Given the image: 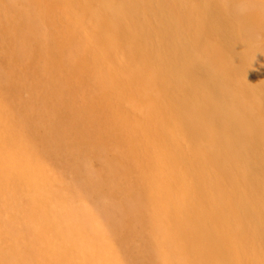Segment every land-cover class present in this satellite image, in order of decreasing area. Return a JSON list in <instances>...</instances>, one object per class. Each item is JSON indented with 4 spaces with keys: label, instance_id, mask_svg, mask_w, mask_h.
Returning <instances> with one entry per match:
<instances>
[{
    "label": "bare ground",
    "instance_id": "1",
    "mask_svg": "<svg viewBox=\"0 0 264 264\" xmlns=\"http://www.w3.org/2000/svg\"><path fill=\"white\" fill-rule=\"evenodd\" d=\"M75 1L93 14L96 8L99 17L70 14ZM53 2L69 13L60 9L59 19L45 15L42 25L37 21L42 31L35 18L23 21L26 36L36 40L38 53L56 72L57 85L68 96L75 88L93 95L98 84L109 82L123 93L114 102L86 101L80 107L69 99L56 101L48 121L27 106L16 109L1 95L0 123L12 134L10 140L0 135V155L23 151L13 143L20 138L3 115L8 110L42 143L55 140L54 148L69 157L74 172L83 167L72 158L74 147L91 145L99 170L82 172L81 182L62 185L67 198L52 199L53 192L39 193L38 183L45 181L39 170L0 158V264H72L61 244L74 241V234L97 242L96 249L83 250L80 264L103 262L110 246L112 264H170L187 257L205 264H264V0ZM83 20L91 28L88 38L78 33ZM7 62L14 64V57L8 55ZM8 82L11 92L19 85L16 77ZM70 120L84 128H78L77 141L62 142L60 133H67ZM151 147L157 149L154 155ZM117 177L129 179L128 186L113 184ZM102 181L109 184L107 193L124 195L113 208L108 202L88 206L84 197H99ZM18 184L34 190L24 198L26 208L18 203ZM101 212L121 214L122 233L112 217L102 220ZM85 216L95 223L82 220ZM132 237L142 243H130Z\"/></svg>",
    "mask_w": 264,
    "mask_h": 264
},
{
    "label": "rangeland",
    "instance_id": "2",
    "mask_svg": "<svg viewBox=\"0 0 264 264\" xmlns=\"http://www.w3.org/2000/svg\"><path fill=\"white\" fill-rule=\"evenodd\" d=\"M7 2H8V4H7ZM51 3H54L53 0H24V1L23 0H10V1L0 0V75H1L0 76V83L3 85V88L0 89V100H1L2 96H5L6 102H8V104L15 105L16 109L23 111L24 106L25 107L27 106L29 111H33V112H35V114L37 112L42 113L44 115V118H46V120L48 121V118L52 116V114H51L52 109H53L52 107H54L53 104H55L56 101H60V100L67 101V99H69L68 102H71L73 104V105H71L72 107H80V105L83 106L82 105L83 102H86V101L89 102L90 105H95V104H98V102H100V101H101L100 103H103V102L106 103L108 101L114 102L115 100L120 99L123 92L121 90V93H119L120 90H118V89H120L121 87H119V85H115L114 83L112 84L110 82H109V84H104V87L102 86V84H98V86L100 87L99 88L100 90L96 89V91L94 92L97 95L96 94L94 95V93H93V95L90 93H88V94L83 93V91L76 92V91H78V88H75L74 89L75 92L73 91V92H71V94L69 93V96H68V94L65 90V87L63 88L62 85H59V86L57 85L58 81L56 82V80H57L58 76L56 77V72L48 67L49 65L47 64L45 58L42 55L40 56V54L38 53L39 48H37V46H36V40H34L33 38H28V36H26V34H25L26 28L24 26L25 19L28 21L31 17L33 18V20L35 18V20H36L35 23L37 25V23H38L37 21H40L39 22V24H40L41 19L44 20L47 17L45 15H47V14H48V16L57 15V18L59 19L60 15H61L60 9L62 10V13L65 11L64 9H66V10L68 9V8H65L63 5L58 7V5H56L55 3L54 4H51ZM45 4H46V6H45ZM77 4L78 3L76 2L74 4L75 5L74 7L72 5L68 9L69 12L73 11V13L70 12V14L78 15V17H82L83 19H85L86 15L87 16L89 15L88 17H86L89 19H92L94 17H97V18L99 17L98 16V15H100L99 11L96 8H95V11H97V12H96V14H93L92 12H88L85 9L79 8V6H77ZM42 6H43V8H42ZM68 10H67V14L69 13ZM80 11H81V13H80ZM87 13H89V14H87ZM150 13H151L150 11H146V16L150 15ZM85 20H83L84 24L79 25V27H78L79 35L80 34L82 35V36L80 35L81 38H88V37L92 36L91 28L89 26L87 27L89 21L88 20L85 21ZM39 24L37 25V29L42 31L43 28L41 29ZM41 25H42V23H41ZM262 41L264 42V36L262 37ZM124 46H122V47H124L122 50H124L125 48L127 49L126 45H124ZM23 49H25L27 53H30L33 55L35 54L36 58L26 59L25 58L26 56H24V53H22ZM126 49L124 51H126ZM127 53H128V51H127ZM8 55H11L14 57V64H8L9 63V62H7ZM31 60H33V63H31V65H28V63H30ZM136 61L138 63L141 62V60L139 58H137ZM38 66H40L41 69H42L41 66H43L45 68L47 76L43 77L40 74L41 71H39L40 69L38 68ZM47 67H48V69H47ZM8 76L10 78L16 77L19 80V85L16 89H14L13 92H11L9 90V88L7 87V85L10 82V81L8 82V78H9ZM52 81H54L55 83L53 84ZM114 85L116 86V88ZM107 86H109V87H107ZM111 86H114V87H111ZM56 88L58 91L56 90ZM103 88H105L104 89L105 91H102ZM113 88H115L116 90ZM132 90H133V92H131V93H134L135 96H137L139 93L137 88H133ZM113 91L115 93L108 96L109 94L113 93ZM100 92H102L101 94L103 96L100 95ZM111 99H113L114 101ZM92 101L94 102V104ZM126 101L127 102L130 101L129 96H127ZM131 101L135 102L136 100L132 99ZM32 108H33V110H32ZM3 115H5L8 118V120L13 125H15V127H17V128H13V129L19 135L20 141L14 139L13 143L17 142L15 145L19 146L23 151L14 152V156L11 155L13 158L10 157L9 155H0V158H2L3 160H14V158H15L18 161H25V162H28L33 167V169L39 170L41 172V174L45 177V181H42L40 184L38 183L39 193H41V194L45 193V195H48L49 194L48 192L50 191L51 193L53 192V194L50 195L52 199H55V197H58V196H60L62 199L67 198V196L64 193L62 194V192H63L62 185L66 186V187H68V186L70 187L71 183H74L73 181H71L72 179H77V181L79 180L81 182L82 180L80 179L79 176H83L82 172L84 173L86 171L85 173H87L88 169L94 170V171L99 170V165L97 164L98 162H96V160H95L96 157L92 156L91 145H88L85 143V144L78 145L77 147H74L75 149H73V151H75V152L72 155V158L74 157L73 159L80 160V162L83 166V167H81V170L74 172L70 168V166L68 165L69 157L68 156L65 157V153H62V152L59 155V150H56L54 148L55 140H53L50 137L49 138L50 143H48V142L42 143L41 140L38 138L37 134L33 135V134L29 133L26 130V128H21L20 120L17 117V115L9 114L8 110H4ZM67 123H69V124L65 125L66 129H67V131H66L67 133H64V134L60 133V139L59 140L62 142L74 140V137H76V134L78 133V131L81 130L78 128L79 127L84 128V126L80 125L79 120H77L76 123H73L71 120L68 121ZM74 124H75V126H74ZM70 126H71V128H69ZM138 129L139 128H137V130ZM172 129H176V128H172ZM42 131L43 130L40 127L38 129V133L41 134ZM0 133H3V134H0L2 136L4 134H8L7 139L8 140L11 139L10 136L12 133H10V131H8V128H3L1 123H0ZM74 141H77V139H75ZM45 144H47V145H45ZM49 147L50 148L52 147V151L48 150ZM156 151H157L156 148L151 147L149 153L151 152V154L154 155L156 153ZM108 153H109V155H111V152L109 150H108ZM39 154H40V156H39ZM82 168H85V169H82ZM58 179H59V181H58ZM3 180H4L5 184H7V181L4 178H3ZM127 180H129V179H127ZM127 180L124 179L125 182H123V178L117 177L115 180H113V184H119V185L122 184V186L126 187V186H128V183H129ZM117 181L119 183H117ZM4 182L2 181V183H4ZM105 183L106 182H104V181L100 182V184H101L100 189H98L99 190V193H98L99 197H95L92 194L89 195L88 193H86V194L84 193V195H85L84 197H86L88 200L87 201L88 206H104V204L108 202V203L112 204V205L111 204H108V205L113 208L116 206V205H114L115 204L114 202L117 201L116 199L123 198L124 195L119 194L118 192L115 193V196L107 193V187L109 186V184H107V183L105 184ZM25 186L26 185H19V184H18V186H16V191L19 192V193H17L20 197L19 200L22 201L20 203L18 200V203L21 204V206L24 208H26L27 204L29 203L28 201H26L27 204H24L23 203V202H25L24 198H27L26 195L33 196V191H34L33 189H28L27 186L26 187ZM74 186L81 187L80 184H74ZM23 190L26 194H24ZM2 192H0V199L3 198L4 193H2ZM18 195H15L14 197H16ZM22 195H24L25 197ZM53 195H55V196L53 197ZM47 198L48 197H46V201H47ZM10 199H12V198H10ZM14 200H15V198H14ZM73 202L78 203L79 201L77 199H74ZM101 202H103V203H101ZM97 203H98V205H97ZM106 214L107 213L103 214V212H101V216H102L101 219L106 220V221H110L108 219L110 217H112L111 221H113L116 224V227L118 226L116 228L118 233H122L123 229L121 228V226L119 224L122 223V220L124 217H122L121 214L116 213V212L115 213L111 212V214H109L110 217H106ZM152 214H155L154 209H153ZM84 218L85 219L82 218V220H86V221H88V223L89 222L91 224L95 223L93 220V217L85 216ZM116 218H119L120 220L116 219ZM137 218H138V216H137ZM114 219H116L117 221ZM53 224H55V223H53ZM135 227L137 229H139V224H138L136 219H135ZM58 230L60 232H63L64 234L67 233V231H65V230H61V229H58ZM142 231L144 233H147L146 230H142ZM70 234L71 233L68 232L65 235H70ZM71 235H73V234H71ZM73 236H74L75 240L73 241V239L71 238L72 240L70 239L71 243L68 244L69 246L65 245V244H61V246H62V249L67 253L68 257L73 262L72 264H75L76 262H78L80 264L81 260H85L84 257H86L85 254L83 253V250H85L86 247L88 250L96 249L94 245L97 242L94 238H90V237L89 238H83V237L78 238L77 235H75V234ZM130 240H131L130 243L135 244V245H138L140 242V240H138L135 237L130 238ZM87 243H89V244H87ZM140 243H142V242H140ZM68 247H70L69 248L70 250L68 249ZM112 249H113V247L110 246L108 248V250L106 251L107 253L105 254V256L102 257L103 262L102 261H101V263L97 262V264H107V263L112 264V263H110L111 258L109 256V255H111L109 253L112 251ZM135 251H137V248H135ZM187 256H190V255H187ZM154 257L157 258L159 256L154 255ZM229 261L232 262V261H234V259H230ZM173 262L170 264H205V263L200 262V260H198L197 258H190V257H187L186 260H179V261H173ZM208 263L212 264L211 262H208ZM235 263L236 262L234 261L233 264H235ZM118 264H124V263L119 262Z\"/></svg>",
    "mask_w": 264,
    "mask_h": 264
}]
</instances>
